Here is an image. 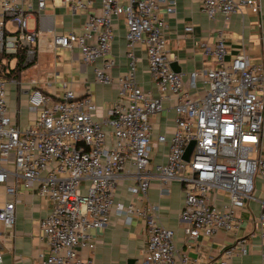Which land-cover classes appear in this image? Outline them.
Masks as SVG:
<instances>
[{
	"label": "built area",
	"instance_id": "1",
	"mask_svg": "<svg viewBox=\"0 0 264 264\" xmlns=\"http://www.w3.org/2000/svg\"><path fill=\"white\" fill-rule=\"evenodd\" d=\"M60 1L73 12H85L79 33L54 34V50L77 51L85 65L93 66L95 83L117 86V98L107 117H95L96 105L89 97L77 99L65 89L54 101L36 88L27 93L29 108L37 113L33 125L20 129L8 114L5 82L8 61L26 68L36 61L38 41L45 17V0H0V185L15 196V188H34L50 203L40 221L49 255L37 264H95L80 254L90 247V231H102L111 215L127 221L139 218L145 224L146 243L141 264H199L178 253L174 234L158 219V208L143 205L149 181L156 177L167 193L171 182L180 184L184 203L179 222L187 239L212 237L218 232L234 234L242 222L240 211L249 212L248 202L259 207L252 217V233L260 241L264 259V156L260 155L264 127V64H252L242 52L225 61L227 47L221 37L212 54L216 68L192 72L186 77L172 71L171 55L163 35L166 24L158 8L166 4V14L174 3L166 0H102L98 12H89L92 0ZM203 13L213 20L228 18L248 10L260 13L259 0H200ZM35 11L39 31L27 28L26 16ZM123 16L126 28L128 71L113 81L109 58L114 38L113 19ZM9 26V27H8ZM13 28V29H12ZM186 32H192L187 26ZM143 45L148 73L157 97L144 93L135 80L134 48ZM201 81V86H198ZM169 103L174 113L170 137L160 135L157 144L167 146L164 164L151 166V118ZM194 146L188 161L186 148ZM123 174L133 177L128 192L135 198L127 204L116 202L115 193ZM262 181L255 195L256 181ZM141 205L137 206L136 203ZM15 201L0 208V223L12 229ZM245 240L223 246L216 259L207 264H230L237 254L246 255ZM2 256L0 255V264Z\"/></svg>",
	"mask_w": 264,
	"mask_h": 264
},
{
	"label": "crops",
	"instance_id": "2",
	"mask_svg": "<svg viewBox=\"0 0 264 264\" xmlns=\"http://www.w3.org/2000/svg\"><path fill=\"white\" fill-rule=\"evenodd\" d=\"M102 0H92L90 11L98 12ZM126 5L129 0H118ZM174 3V12L166 14V4L158 8V16L164 19L166 27L164 37L166 49L171 55V63H175L179 72L186 77L192 72H201L216 68L212 54H204L203 46L214 51L219 37L222 38L228 62L236 55L244 52L252 64H264V0H259L260 13L251 14L248 10L241 14H233L228 18L217 15L213 20L203 13L200 0H166ZM37 0H32L33 8ZM87 11L71 12L60 1L45 0L41 15L45 17L42 23L38 41L36 61L27 70L16 69V61H8L9 72L2 75L5 82L7 109L14 125L23 129L33 125L37 113L28 105L27 93L31 91L32 81L36 88L54 101H59L64 90L73 91L77 99L89 97L96 105L95 117L105 119L107 112L117 98V86L95 83L94 68L101 66V61L95 65H85L81 62L77 51L54 50L52 36L70 31L81 32ZM31 22L30 31H39L37 14L32 11L27 14L26 22ZM187 26L192 32H186ZM9 27V26H8ZM13 29V28H12ZM114 38L109 58L115 61L110 71L113 81L124 76L128 71L129 59L126 48L125 19L119 16L113 19ZM135 57V80L138 87L152 97H157V90L148 73L147 59L143 45H137L133 51ZM12 63V65H11ZM201 86V81H198ZM264 98V84L261 88ZM162 112L150 120L152 126V152L150 165L164 164L167 157V146L157 144V137H170L174 128V113L169 103H163ZM260 155L264 156V127L261 136ZM133 184V177L123 174L115 193V201L127 204L135 198L128 192ZM262 181H256L255 195H259ZM167 193H163L160 181L152 176L143 205L150 204L158 208L160 224L174 234V245L178 253H185L190 260H199V264H207L209 259H216L223 246L231 245L235 240H245L246 255L237 254L230 264H264L261 256L259 238L252 233L251 219L257 217L259 207L254 202H248L249 212L240 211L241 219L234 234L224 231L212 237L187 239L179 222V213L184 203V194L177 182L169 183ZM15 201V222L12 229H6L0 223V255L1 264H37L40 259L49 255L47 240L40 229V221L50 208V203L38 196L36 190L26 189L19 183L12 198L6 194V187L0 185V208ZM137 202V201H136ZM137 206L141 203L137 202ZM92 241L90 247L81 250L80 254L92 259L95 264H141L146 243L144 222L139 219L127 221L124 216L111 215L110 221L102 231H90Z\"/></svg>",
	"mask_w": 264,
	"mask_h": 264
},
{
	"label": "water",
	"instance_id": "3",
	"mask_svg": "<svg viewBox=\"0 0 264 264\" xmlns=\"http://www.w3.org/2000/svg\"><path fill=\"white\" fill-rule=\"evenodd\" d=\"M170 67H171L172 71H174L175 73H179V68L177 67V65L175 63H171L170 64ZM193 146H194V143L191 142L189 144V146L186 148L185 153H184V156H183V159L185 161H188Z\"/></svg>",
	"mask_w": 264,
	"mask_h": 264
},
{
	"label": "rangeland",
	"instance_id": "4",
	"mask_svg": "<svg viewBox=\"0 0 264 264\" xmlns=\"http://www.w3.org/2000/svg\"><path fill=\"white\" fill-rule=\"evenodd\" d=\"M28 30H31V22L30 21H28ZM11 65H12V63H11ZM31 66H32V64L29 65V67H31ZM29 67L24 68V70H27Z\"/></svg>",
	"mask_w": 264,
	"mask_h": 264
},
{
	"label": "trees",
	"instance_id": "5",
	"mask_svg": "<svg viewBox=\"0 0 264 264\" xmlns=\"http://www.w3.org/2000/svg\"><path fill=\"white\" fill-rule=\"evenodd\" d=\"M16 69H19L18 67H16Z\"/></svg>",
	"mask_w": 264,
	"mask_h": 264
}]
</instances>
